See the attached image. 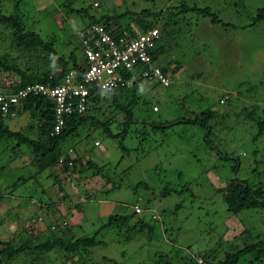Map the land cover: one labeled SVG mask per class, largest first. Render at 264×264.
Segmentation results:
<instances>
[{"label": "rangeland", "instance_id": "rangeland-1", "mask_svg": "<svg viewBox=\"0 0 264 264\" xmlns=\"http://www.w3.org/2000/svg\"><path fill=\"white\" fill-rule=\"evenodd\" d=\"M181 3L209 6L220 23L181 13ZM263 5L264 0H0V15L37 33L64 58L73 51L83 67L76 32L86 15H118L120 23L139 32L134 19L148 9L152 15L144 19L173 29L168 40L161 37L164 50L155 59L170 71L169 88L153 84L90 98V118L52 149L47 158L74 149L73 175L56 162L37 171L38 154L17 136L40 138L29 112L4 119L15 135L0 140V241L28 247L7 259L0 243V264H154L165 258V264H195L199 258L219 264L225 252L264 239V207L231 214L219 189L233 177L264 189V133L257 135L258 122L264 121V21L256 19ZM12 29L0 24V56L9 53L8 61L21 69L50 68L51 57L41 48L16 49ZM0 80L9 84L19 76L0 71ZM206 111L213 112L209 127L194 122ZM35 179L40 186L34 191L28 184ZM81 180H87L86 190L93 189L89 202L86 195H74ZM67 193L74 201L63 199ZM138 198L145 209L141 216L155 230L150 237L147 228L129 231L127 239L125 227L138 219L130 215ZM42 203L49 209H40ZM119 214L130 215L125 227L107 224ZM66 226L74 237L90 236L102 226L96 236L102 244L72 254L33 248Z\"/></svg>", "mask_w": 264, "mask_h": 264}, {"label": "trees", "instance_id": "trees-1", "mask_svg": "<svg viewBox=\"0 0 264 264\" xmlns=\"http://www.w3.org/2000/svg\"><path fill=\"white\" fill-rule=\"evenodd\" d=\"M179 7H180L179 11L181 13L190 11L198 15L209 17L210 18L209 20L212 23H220V19L217 17V15L212 14L210 7L207 5L199 7L196 5L190 6L186 3H181ZM258 11L259 13L257 14L258 17L256 19L264 21V5L260 9H258ZM77 13L78 14L83 13L82 9H79ZM141 13L144 16L152 15V13L148 9L141 10ZM143 15H138L134 19L137 27L139 28V31H144L147 28L154 27V25L150 23L149 20L144 19L142 17ZM84 18L85 20L81 24L80 29L86 28L87 26L91 24L98 23L106 31H109L113 35H118L122 33L123 31H127L131 34L134 33V30L130 28L127 23L122 24L119 22L118 15H113V14L110 15L107 13H103L97 17H95L94 15L92 16L86 15V17ZM6 23L13 25L14 29H12L13 32L11 34V37H12L13 43L15 44L16 49L29 51L32 49L41 48L42 51H45L48 54V56H50L51 58H50V61L48 62L46 61L47 64L50 66V68L39 69L37 66H34L33 68L25 67L24 69H21L15 62L8 61L10 59L9 53H5L3 56H0V71L13 72L19 76L18 81L11 82L9 84H5L4 82L0 80V91L1 92L14 93L17 91L18 88L24 85H27V84L34 83V82H39V83L49 84V85H56L61 82L65 72H67L69 69H72V68L77 71L78 78H80L83 75V66L78 65L73 55V51H70L67 57L64 58L61 55L56 53V51L52 48V44L43 42L37 33L22 30L21 27L19 26L20 24L16 20H14V18L11 16L0 15V24L5 25ZM223 24L226 25L225 23ZM165 26L166 25L161 26V28L159 27V37L154 42V45L150 50L151 58L154 61V63H155V59L157 58V56L161 54L164 50L163 43L161 44V41H160L161 37L163 36V38L167 39L169 36L172 35V32H173V29L169 28V26L167 27ZM11 60L14 61V59H11ZM35 64L38 65L40 64V62L39 63L36 62ZM158 66L161 68L164 74L168 75L170 79V84L169 86L165 88H169L172 84L170 71L167 69L166 66L164 67L160 65ZM121 90L127 91V89H118L110 93H103L100 91L97 92L93 89H90V98L94 99L96 98L95 96L98 94L114 95L116 94L117 91H121ZM12 108H16V114L13 117L17 116L22 111L23 112L26 111V112H29L31 116L37 120V124H38L37 131L39 130V132H37V135L39 134L37 137H40V138L33 140L25 136L17 135L20 137L22 142L28 143L29 145H31L33 151H35L38 154V160L39 161L41 160L42 164L40 166L38 165L37 171H43L47 169L48 167H50L51 162H54L53 164H55L56 162V164L58 165V162H57L58 159L63 158L65 164L60 165V167L64 168V173H66L65 175L67 176L71 175L74 172V168H75V158H74L75 156H72V154L74 153L72 148H68L64 154L58 153L56 156L49 157V158L47 157L50 155L52 149L55 148L58 141L63 139L65 136L73 132H76L80 124L85 122L88 118H90L87 115L86 110L81 114L72 113L70 115L65 116L64 124L60 132L53 133L52 127L54 124V108H53V103L46 97L41 96V95L28 94L26 97H24L20 101L19 106L12 107ZM86 109H87V105H86ZM212 117H213V112L206 111V113L202 116V121L195 119L194 122H198L199 124H202V125L204 124L206 127H209L207 125V122ZM9 118H12V117H9ZM4 119L5 118H3L0 114V140H2L4 137L15 135L13 132L9 131L8 128L4 125ZM209 132H210V129H209ZM262 133H264V121H259L257 135L261 136ZM42 137H43V142L41 140ZM44 138L46 139L47 142H44ZM69 150H71L72 153H70ZM68 160L71 161V166L66 164ZM82 165L83 164H81V166ZM84 165L88 166L90 165V162L88 161ZM84 165L81 168H83ZM232 169L233 171H235V169H238L237 165L233 166ZM94 174H96V172H94L92 175ZM49 175L51 177L53 176L54 178H56L52 172H50ZM24 180L25 179H23L22 183L25 182ZM238 181L239 180L236 177H233L231 178L227 186L223 188H219L221 189L220 190L221 198L226 205V210L230 212L231 214L238 215L243 211H247L248 209L250 210V209H256V208H263L264 207V189L262 188V186L259 185L255 189H253L252 186L248 184V182L244 180L240 182ZM30 185H31L30 187L31 190H34V191L37 190L38 186H40L38 185L36 179ZM59 189L60 190L62 189L61 186L59 187ZM41 190H42L41 193H43L44 190L42 188ZM84 190H86V188ZM80 191H82L81 188H80ZM85 193L86 194H83V195H86V196L82 197L85 201L89 202L90 200H93V194H94L93 192L86 190ZM76 195L80 196L81 194L80 192H76L75 196ZM71 197L73 199V196ZM63 199L65 198L63 197ZM138 200L140 201L141 198H138ZM41 201L44 202L43 200H40L39 202ZM38 207L40 209L42 208L49 209L43 203L39 204ZM143 211H145V209L142 210L141 207H140L139 213H135L132 209V213L130 215L138 214V219L135 220L133 223H131L130 226L125 227L127 219L128 217H130V215H123V214L112 216L108 220L107 224H110L111 222L114 223L115 225L120 224L121 227H125L127 234L129 231H134V230L140 231L142 229L147 228L146 235L147 237H150L154 233L155 226L154 224H150L145 221L143 216H141V215H144ZM40 217L41 216H38L37 218L42 221ZM151 217L152 219H156L159 221V216H157L156 214L155 215L152 214ZM159 223H160V226L163 224L161 221H159ZM46 226H47L46 228H52V224L49 222H47ZM67 229L68 231H70V229L67 228V226H66V230L63 232H61L62 231L61 229L54 230L53 235L47 237L45 241L39 242L38 244L34 245L33 248L39 251H49V250H52L53 248H56V249L59 248L60 250H64L67 253L72 254V253H75L76 250L79 248L85 249V247H91V246L102 244L100 241H97L96 239V236L102 229V226L93 233L94 235L92 234L90 236H84V237L71 236V234L67 232ZM128 237H129V234L127 236V239H129ZM0 243L1 244L3 243L4 245V251L6 252V255H7L5 256V258L7 259L8 258L12 259L20 251H23L25 248L28 247V243H25L23 241H22V244L19 246H13V244L9 240L3 241V242L0 241ZM3 255H4V252H3ZM242 259H245V264H264V239H260L255 242H249L245 244L244 247L237 249L234 252H229V253L225 252V257L223 258L221 262H219V264H239L240 260ZM158 260L159 261H157V263L155 262L154 264H165L168 262L166 258L163 260L162 259H158ZM198 260H201V261L198 262ZM203 261L204 260L202 258H199L197 259V263L195 264H203ZM243 263L241 262L240 264H243Z\"/></svg>", "mask_w": 264, "mask_h": 264}, {"label": "built area", "instance_id": "built-area-1", "mask_svg": "<svg viewBox=\"0 0 264 264\" xmlns=\"http://www.w3.org/2000/svg\"><path fill=\"white\" fill-rule=\"evenodd\" d=\"M76 34L86 59L83 75L78 78L77 71L72 68L65 72L61 82L56 85L34 82L18 88L14 93L0 91V114L3 118L13 117L16 108L12 107L19 106L28 94L41 95L53 103L52 132L58 133L65 116L81 114L86 110L90 89L110 93L118 89H141L153 84L161 88L169 86L168 75L154 63L150 54L159 37L156 26L133 34L123 31L113 35L100 24L94 23L79 29ZM57 162L58 165L65 164L63 158ZM66 164L71 166V161L68 160ZM132 209L139 213V203H135Z\"/></svg>", "mask_w": 264, "mask_h": 264}, {"label": "crops", "instance_id": "crops-1", "mask_svg": "<svg viewBox=\"0 0 264 264\" xmlns=\"http://www.w3.org/2000/svg\"><path fill=\"white\" fill-rule=\"evenodd\" d=\"M149 87H150V86H147V87H144V88H141V89L146 90V89H148ZM143 90H142V91H143ZM72 150H74V149H72ZM81 159H83V156L81 157ZM84 160H85V159H83V161H84ZM83 161H82V162H83ZM86 162H87V161H86ZM71 175H73V174H71ZM71 175H68V176H71ZM92 177L94 178V177H95V174H94V176L92 175ZM87 180H90V179H87ZM87 180H81V181L79 182L80 184H83L82 187H80L82 191H80V189H79V191H78V192H80L81 195H82V194H86V193H85L86 190H84L85 188H83V187L85 186L84 183H86ZM31 182H32V181H31ZM91 182L93 183V181H91ZM28 185H30V184H28ZM72 186H73V185H72ZM58 188H59V187H58ZM61 188H62L61 190L59 189L60 191H62L64 187L61 186ZM64 189H65V188H64ZM92 191H93V189L90 190V192H92ZM62 192H63V191H62ZM0 195H1V194H0ZM69 195L72 196L73 194H69V193L65 194V195H64L65 200H66L67 198H71ZM74 195H75V194H74ZM67 200L74 201V199H67ZM44 202H45V201H44ZM44 204H47V201H46Z\"/></svg>", "mask_w": 264, "mask_h": 264}, {"label": "clouds", "instance_id": "clouds-1", "mask_svg": "<svg viewBox=\"0 0 264 264\" xmlns=\"http://www.w3.org/2000/svg\"><path fill=\"white\" fill-rule=\"evenodd\" d=\"M151 86V85H150ZM135 89V88H134ZM127 90H130V89H127ZM94 144H95V142H94ZM96 145V144H95ZM70 153H72V152H70ZM58 166H60V165H58ZM66 174V173H65ZM139 203V202H138ZM198 262H199V260H198Z\"/></svg>", "mask_w": 264, "mask_h": 264}]
</instances>
